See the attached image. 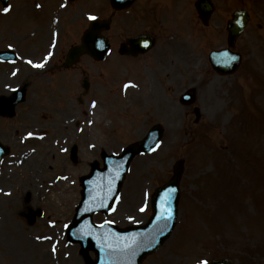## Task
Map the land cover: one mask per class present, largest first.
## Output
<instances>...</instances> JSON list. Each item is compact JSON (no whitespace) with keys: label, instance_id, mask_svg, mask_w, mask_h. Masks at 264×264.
I'll return each mask as SVG.
<instances>
[{"label":"rangeland","instance_id":"obj_1","mask_svg":"<svg viewBox=\"0 0 264 264\" xmlns=\"http://www.w3.org/2000/svg\"><path fill=\"white\" fill-rule=\"evenodd\" d=\"M35 1L11 0L9 13L0 2V50L8 49L6 42L24 46L23 36L36 20L46 28L50 14L22 17ZM107 1L71 0L63 16L53 12L62 27L60 56L81 41L89 16L107 17ZM114 25L121 30L120 17ZM120 39L111 38L112 44ZM36 42H29L35 58L45 50L35 48ZM197 53L153 69L115 50L106 63L83 55L47 84L37 83L41 74L24 60L15 65L21 68L17 77L10 75L14 66L0 65V96H13L4 85L27 87L14 123H0V141L12 149L0 164V264H84L80 245L66 238L81 197L80 177L95 160L103 167L102 151L120 153L156 123L165 128L160 146L134 160L113 212L96 214V222H145L155 187L170 179L173 164L182 159L178 226L144 264H198L219 257L264 264V74L249 78L244 68L236 76H220ZM258 65L264 69V62ZM85 79L89 90L82 86ZM191 87L199 120L194 105L180 102ZM73 145L76 163L70 159ZM28 207L43 210L33 225L25 215Z\"/></svg>","mask_w":264,"mask_h":264},{"label":"flooded vegetation","instance_id":"obj_2","mask_svg":"<svg viewBox=\"0 0 264 264\" xmlns=\"http://www.w3.org/2000/svg\"><path fill=\"white\" fill-rule=\"evenodd\" d=\"M70 1L68 0V4ZM65 5L66 0H36L35 7L31 5L27 8L22 17L28 15L29 18L35 16L38 19H47L50 14L47 30L36 20L33 22L36 23L32 27L34 29L27 30L23 36L22 42L26 41L27 44H4L7 45V50L13 49L17 52L20 59L31 68V72L40 73L41 80H44L46 75L55 80L64 70L65 55L60 56L62 27L56 24L55 19L58 20L57 16L62 15ZM240 10H246L248 24L243 33L237 34L243 19ZM118 14L121 16V34L112 32L110 26L107 31L110 40L120 37L122 43L141 34L153 38L154 41L146 52L137 57L126 56L130 59H138L139 62L147 64L158 63L161 67L167 63L173 65L176 60L186 61L189 54L202 51L201 57L209 63L212 51L227 49L229 61H239L235 74L244 68V75L249 78L256 79L264 74V69L258 65L264 62V0H136L121 10H114L109 5L110 18H116ZM43 30L46 32L43 33ZM34 39H37L35 48L38 45L40 49L45 48L43 54L37 58L31 55L34 47L29 46V42L32 43ZM26 47L29 50H26ZM9 62L0 60V65L10 64ZM11 66H14L10 71L13 76L16 67ZM34 79L38 80L39 77ZM2 85L3 83H0V88ZM8 87L3 86L6 89Z\"/></svg>","mask_w":264,"mask_h":264},{"label":"water","instance_id":"obj_3","mask_svg":"<svg viewBox=\"0 0 264 264\" xmlns=\"http://www.w3.org/2000/svg\"><path fill=\"white\" fill-rule=\"evenodd\" d=\"M131 1L114 0V3L121 7ZM98 25L100 23L96 26ZM93 33L90 30L85 34L83 44L74 47L71 56L88 51L97 58H104L107 44L104 48L93 47L91 43ZM95 38L101 40L96 36ZM98 42V45L101 44L100 41ZM192 98L194 93L190 92L183 101L189 103ZM162 134L163 128L160 125L154 126L142 141L128 146L121 155L104 154V168L101 169L95 162L92 164L90 175L82 178V200L77 207L74 223L70 226L68 235L69 240L81 244V253L86 264H141L145 257L156 251L171 235L178 215L179 183L183 162H177L173 178L156 189L152 199L153 215L145 225L130 226L125 229L110 223L97 226L92 218L93 213L97 211L107 213L110 210L133 158L141 152L152 150L162 138ZM169 193H171L170 199H168ZM165 206L171 211V219L167 221V227L159 218ZM89 250L96 252L97 260L90 258ZM208 264H232V262L228 259H219Z\"/></svg>","mask_w":264,"mask_h":264},{"label":"snow or ice","instance_id":"obj_4","mask_svg":"<svg viewBox=\"0 0 264 264\" xmlns=\"http://www.w3.org/2000/svg\"><path fill=\"white\" fill-rule=\"evenodd\" d=\"M10 9L8 7H5L3 9V11L5 13H7ZM89 19H95V17H89ZM102 46V45H101ZM145 46H147V44H145ZM28 63H32L31 61H28ZM34 67H43V65H33ZM95 106V102H93V107ZM171 198V193H169L168 199ZM141 211H144V209L142 208ZM161 220H163L165 222V227H167V221L171 219V211L170 209L165 206V208L163 209V211L160 214L159 217ZM53 251H55V248H53ZM198 264H208V262L206 260H201L198 262Z\"/></svg>","mask_w":264,"mask_h":264}]
</instances>
